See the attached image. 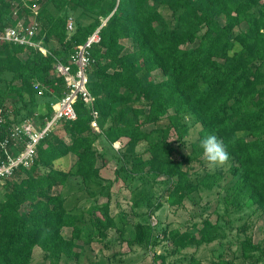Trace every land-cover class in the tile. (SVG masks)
Masks as SVG:
<instances>
[{"label":"trees","instance_id":"1","mask_svg":"<svg viewBox=\"0 0 264 264\" xmlns=\"http://www.w3.org/2000/svg\"><path fill=\"white\" fill-rule=\"evenodd\" d=\"M32 5L0 0V31L19 20L36 21L34 40L49 52L0 43L1 136L25 121L43 128L51 120L67 92L55 63H71L99 30L86 69L94 102L79 95L77 119L61 120L37 146L30 167L0 179V264H36V249L43 252L40 264H60L63 257L79 262L95 240L155 246L159 234L148 218L164 203L182 207L202 191L220 198L229 214L254 208L264 216V0H42L35 15ZM40 98L54 101L29 115L41 107ZM189 116L200 124L201 139L213 134L223 141L236 180L230 188H222L224 169L208 168L199 146L191 143L188 151ZM100 138L121 143L114 170L97 148ZM25 146L19 141L10 153L17 156ZM160 176L166 186L157 196L153 184ZM72 177L107 203L96 198L87 214H74L64 194ZM121 187L130 189L131 213L139 219L129 237L124 214L117 218L110 209ZM251 227L244 222L234 237L205 217L184 229L167 227L163 240L172 247L155 254L154 264H170L177 254V264H203L197 251L213 243L222 250L211 264H264V244L254 241Z\"/></svg>","mask_w":264,"mask_h":264},{"label":"rangeland","instance_id":"2","mask_svg":"<svg viewBox=\"0 0 264 264\" xmlns=\"http://www.w3.org/2000/svg\"><path fill=\"white\" fill-rule=\"evenodd\" d=\"M162 13L166 17H170V12L168 10L163 9ZM50 100L54 101L53 99L40 98L39 102L41 103V107L38 109H31L28 114L33 115L37 112H41L45 102ZM187 121L191 128L190 135L188 136V143L190 144L188 151H191V143L199 146L201 140L199 131L201 126L195 122V118L192 116H189ZM35 124L38 125V122ZM121 147L120 143L109 145L108 141L104 138H100L97 142V148L101 153L105 154L112 170L116 169L118 166V159L116 157L121 150ZM145 148L146 145H141L139 150L143 151ZM201 157L203 158V155ZM196 166L201 168L199 163H197ZM229 167L230 164L227 162L225 165L214 169L223 168L225 171V178L222 181L223 189L230 188L236 182L229 172ZM165 183L166 178L163 176L155 179L153 192L157 196L163 193V189L166 186L164 185ZM89 188L93 191L96 187L89 186ZM64 194L68 195V206H76L73 213L77 215L82 213L87 214L92 204L95 203L96 198H98L97 203L99 205L103 206L107 203L105 197H90L91 193H88L87 185H85L80 177H72L70 179L64 190ZM130 195V189L127 187H121L119 190L116 189V191L112 193L110 204L112 215L119 218L121 212L124 214V219L128 223V237L134 234V227L137 222H139V219L131 213V202L129 201ZM207 196V192H197L193 194V196L188 199L182 207H172L164 203L161 210L151 218H148L149 223L151 222L159 234L158 244L155 246H149L147 248L136 246L130 248L126 242L122 243L120 246H113L95 240L92 244L86 245L79 262H72L63 257L60 264H154L155 254L165 253L167 252L166 248L172 247L168 242L163 240V231L167 227L184 229L187 225L190 226L194 222H200L202 217L210 218L213 222H219L220 224L225 225L228 227V231L231 233L232 237L236 235L238 228L247 221L252 226L249 232L253 234L254 241L262 242L264 244V216H259L258 213H255L254 208H246L243 212L229 214L226 205L220 200V198L216 195H211L210 197ZM83 204L85 205L82 206ZM70 232V229L66 230L67 234H70ZM109 237L116 239L118 235L114 230H111L109 232ZM79 243L83 244V242ZM215 245L216 243L203 245L198 249L197 255L204 259L203 264H211V260L221 252L222 249H216ZM180 258H182L180 254L173 255L167 259V262L170 264H177V260ZM34 259L36 264L43 262V252L40 249H36ZM46 264L49 263L47 262ZM235 264L247 263L243 259H238L235 261Z\"/></svg>","mask_w":264,"mask_h":264},{"label":"built area","instance_id":"3","mask_svg":"<svg viewBox=\"0 0 264 264\" xmlns=\"http://www.w3.org/2000/svg\"><path fill=\"white\" fill-rule=\"evenodd\" d=\"M41 1L30 0L33 3L32 11L34 15L37 14L38 5ZM14 16H18L17 11L14 12ZM39 29V24L36 21L26 24L25 19L19 20L15 26H8L3 31H0V43L33 48L47 54L49 53L48 50L40 42L34 40ZM73 29L74 23L71 19L68 30L73 31ZM99 41L100 36L98 30L84 45L77 48L71 63L65 65L58 60L55 63V72L64 78L67 92L54 106V114L43 128H40L35 122L25 121L13 127L9 135L2 137L1 129L5 123L6 112L3 108H0V151L3 153V157H0V179L12 176L21 166L30 167L34 162L37 146L61 120L77 119L74 103L79 95L83 96L86 104H92L94 102L93 97L87 89L88 78L86 69L91 64L90 49L94 43H98ZM73 66H75V70ZM93 126L97 128L96 123H93ZM24 140L26 141L25 149L19 155L13 156L10 153V147H17V143Z\"/></svg>","mask_w":264,"mask_h":264},{"label":"clouds","instance_id":"4","mask_svg":"<svg viewBox=\"0 0 264 264\" xmlns=\"http://www.w3.org/2000/svg\"><path fill=\"white\" fill-rule=\"evenodd\" d=\"M199 146L202 150L203 158L210 169L214 170L228 162L229 154L223 141L216 135L209 134L203 137L199 142Z\"/></svg>","mask_w":264,"mask_h":264},{"label":"crops","instance_id":"5","mask_svg":"<svg viewBox=\"0 0 264 264\" xmlns=\"http://www.w3.org/2000/svg\"><path fill=\"white\" fill-rule=\"evenodd\" d=\"M35 123H36V122H35ZM117 143H120V142H117ZM117 143H115V144H117ZM115 144H114V145H115ZM120 144H121V143H120Z\"/></svg>","mask_w":264,"mask_h":264}]
</instances>
